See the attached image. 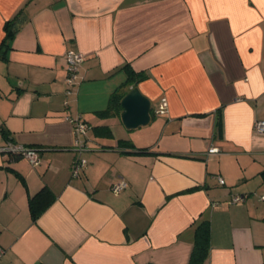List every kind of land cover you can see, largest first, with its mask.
<instances>
[{
	"label": "crops",
	"instance_id": "crops-1",
	"mask_svg": "<svg viewBox=\"0 0 264 264\" xmlns=\"http://www.w3.org/2000/svg\"><path fill=\"white\" fill-rule=\"evenodd\" d=\"M67 50L83 55L68 94ZM130 70L145 78L120 91L151 103L138 130L103 112ZM70 116L90 126L78 176ZM260 119L264 0H0V146L39 157L0 153V264H189L204 219L203 264H264Z\"/></svg>",
	"mask_w": 264,
	"mask_h": 264
},
{
	"label": "built area",
	"instance_id": "built-area-1",
	"mask_svg": "<svg viewBox=\"0 0 264 264\" xmlns=\"http://www.w3.org/2000/svg\"><path fill=\"white\" fill-rule=\"evenodd\" d=\"M83 60V55L81 53L75 52L73 50H67L65 52V62H66V77L65 81L68 85L66 93L70 92V87L74 86L77 73L78 66ZM158 114H163L165 112V105H162L157 111ZM69 122L72 125L73 133L75 138L73 140V151L75 152V158L71 164V174L72 176H78L80 172L86 166V160L80 157V153L85 150V140L82 138L86 135L87 130L89 129L88 124L82 120L79 116H70L68 117ZM254 130L257 133H264V120H256L254 123ZM218 151L217 148L211 147L208 149V153H216ZM0 153L4 154H14L17 156L25 157L33 166L38 165L39 157L38 151L36 148L29 146H22L13 144L12 142H7L5 145L0 146ZM219 184H224V180L222 178H218ZM127 182L123 179L113 183L111 185V190L115 193H119L122 190L126 189ZM260 199L264 200V194L261 195ZM242 200V197L239 195H235L232 197V201L237 202ZM4 253L3 247L0 245V258Z\"/></svg>",
	"mask_w": 264,
	"mask_h": 264
},
{
	"label": "trees",
	"instance_id": "trees-1",
	"mask_svg": "<svg viewBox=\"0 0 264 264\" xmlns=\"http://www.w3.org/2000/svg\"><path fill=\"white\" fill-rule=\"evenodd\" d=\"M8 23L5 25V29L7 33H12V30L8 29ZM145 75L142 73H134L132 70L129 71L128 79L122 83L118 87V91H114L112 94V107H109L103 112H115L121 109L120 99L123 97L124 92L120 91L121 88L125 87L126 85H135L139 81L143 80ZM4 134L5 131H4ZM119 145L121 147H128V148H135L133 143L130 140H120ZM33 147V146H29ZM36 148V147H33ZM37 149V148H36ZM124 153L128 154L130 151H123ZM133 152V151H132ZM137 153H148L147 148H137ZM10 157L17 156L14 154L9 153ZM264 175V170L262 171ZM53 192L46 186L42 187L38 192L31 195L28 200V207L29 212L32 220H35L41 212L53 201L54 199ZM210 245V225L209 220L204 219L201 220L195 227V234H194V243L193 249L190 254L189 264H203L204 260L207 257L208 250ZM151 264V263H149Z\"/></svg>",
	"mask_w": 264,
	"mask_h": 264
},
{
	"label": "water",
	"instance_id": "water-1",
	"mask_svg": "<svg viewBox=\"0 0 264 264\" xmlns=\"http://www.w3.org/2000/svg\"><path fill=\"white\" fill-rule=\"evenodd\" d=\"M120 105L123 109L121 121L126 128L134 129L149 123L151 103L137 86L131 87L122 97Z\"/></svg>",
	"mask_w": 264,
	"mask_h": 264
},
{
	"label": "rangeland",
	"instance_id": "rangeland-1",
	"mask_svg": "<svg viewBox=\"0 0 264 264\" xmlns=\"http://www.w3.org/2000/svg\"><path fill=\"white\" fill-rule=\"evenodd\" d=\"M151 123H153V120H152V122ZM149 125H151V124H149ZM90 127V126H89ZM140 127V126H139ZM139 127H137V128H135V129H139ZM141 127H144V126H141ZM113 128V127H112ZM112 131H114V129H112ZM87 132H88V130H87ZM115 132H117V131H115ZM130 132H132V130H130ZM90 147H92V146H90V141H87L86 143H85V150L83 151V152H81L83 155H81V153H80V155L82 156H80L81 158H85V154L90 150ZM86 159V158H85ZM258 196V195H257Z\"/></svg>",
	"mask_w": 264,
	"mask_h": 264
}]
</instances>
